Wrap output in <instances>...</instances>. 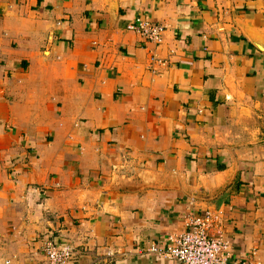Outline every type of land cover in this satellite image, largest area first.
Returning <instances> with one entry per match:
<instances>
[{"label": "crops", "instance_id": "0c3cea01", "mask_svg": "<svg viewBox=\"0 0 264 264\" xmlns=\"http://www.w3.org/2000/svg\"><path fill=\"white\" fill-rule=\"evenodd\" d=\"M206 209L264 264V0H0V264H179Z\"/></svg>", "mask_w": 264, "mask_h": 264}, {"label": "built area", "instance_id": "2783aa9c", "mask_svg": "<svg viewBox=\"0 0 264 264\" xmlns=\"http://www.w3.org/2000/svg\"><path fill=\"white\" fill-rule=\"evenodd\" d=\"M126 28L142 36L147 41L160 44L165 26L156 22L137 18ZM185 229L162 245L150 244L148 254L179 264H258L257 261L234 259L224 232V218L220 209H206L204 213L186 216ZM42 251L45 264H71L73 249L70 245L57 243L52 238L45 239ZM4 264H11L5 259Z\"/></svg>", "mask_w": 264, "mask_h": 264}, {"label": "rangeland", "instance_id": "374dc122", "mask_svg": "<svg viewBox=\"0 0 264 264\" xmlns=\"http://www.w3.org/2000/svg\"><path fill=\"white\" fill-rule=\"evenodd\" d=\"M45 262H46V258H45ZM3 263H4V261H3Z\"/></svg>", "mask_w": 264, "mask_h": 264}]
</instances>
